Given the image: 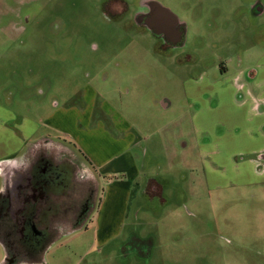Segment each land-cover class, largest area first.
I'll list each match as a JSON object with an SVG mask.
<instances>
[{"label": "rangeland", "instance_id": "1", "mask_svg": "<svg viewBox=\"0 0 264 264\" xmlns=\"http://www.w3.org/2000/svg\"><path fill=\"white\" fill-rule=\"evenodd\" d=\"M151 2L184 26L180 45L137 23ZM262 65L264 0H0V134L26 122L30 142L67 143L95 177L78 150L128 151L136 171L111 238L96 214L125 173L97 178L86 229L20 264H264V176L234 167L262 162L239 155L253 129L233 88Z\"/></svg>", "mask_w": 264, "mask_h": 264}, {"label": "flooded vegetation", "instance_id": "2", "mask_svg": "<svg viewBox=\"0 0 264 264\" xmlns=\"http://www.w3.org/2000/svg\"><path fill=\"white\" fill-rule=\"evenodd\" d=\"M151 3L137 16L146 28L139 18L148 17ZM179 25L183 37L176 45L153 35L180 45L184 27ZM72 152L67 143L40 138L0 165V264L38 261L56 240L92 223L98 179ZM258 160L264 163V153Z\"/></svg>", "mask_w": 264, "mask_h": 264}, {"label": "crops", "instance_id": "3", "mask_svg": "<svg viewBox=\"0 0 264 264\" xmlns=\"http://www.w3.org/2000/svg\"><path fill=\"white\" fill-rule=\"evenodd\" d=\"M258 7L259 5L256 4L253 7V11L260 13L261 10L260 7ZM256 69L257 71L254 72L255 74L251 73L250 79H247V85L245 84L246 81L243 74H236L233 76L235 82L233 88L238 91L239 95H243L245 98L238 106L242 109H245L246 106L249 107L248 119H246L245 122L250 124L253 129L247 132L248 134L243 143L244 146L239 150V155L254 156L264 153V66H257ZM90 116H92L91 110ZM99 126L105 129V126ZM99 126L96 125L97 128H100ZM113 128L115 131L119 130V126L116 124L112 129ZM95 130H93L91 136H89V143L96 139ZM2 131L3 132L0 134V165L18 158L19 155L23 153L26 145L31 143L30 138L35 135V128L32 129L26 122L19 126L17 130L18 135H15L13 131L7 128H4ZM115 134V132L105 134L107 138H110L109 143L111 146H114L117 142L119 143V141L122 142L120 137L117 135L115 136ZM1 135H4V137H1ZM111 135L113 137H111ZM105 143H107V141H105ZM78 152L89 163L91 169L95 171L98 179L100 178L106 181V178L110 175H115L117 173L126 174V180L120 182H106V193L96 214L97 237L111 238L113 236L112 234H114L113 228H115L114 226L112 227V225L121 222L125 216V209L132 181L136 175L132 156L126 151L119 156L107 157L100 161L96 158L92 150L89 151V154L84 151L86 155L83 154L81 150H78ZM252 163H254V161L249 158L246 162H241L240 165H234L236 172L242 176V181H246L248 178L253 179L264 176V163L256 162L255 167Z\"/></svg>", "mask_w": 264, "mask_h": 264}, {"label": "water", "instance_id": "4", "mask_svg": "<svg viewBox=\"0 0 264 264\" xmlns=\"http://www.w3.org/2000/svg\"><path fill=\"white\" fill-rule=\"evenodd\" d=\"M148 17H140L139 22H144L147 28L155 35H165L166 40L173 45L181 42L182 33L179 32V22L169 10L151 3ZM183 26V25H181ZM184 27V26H183Z\"/></svg>", "mask_w": 264, "mask_h": 264}]
</instances>
